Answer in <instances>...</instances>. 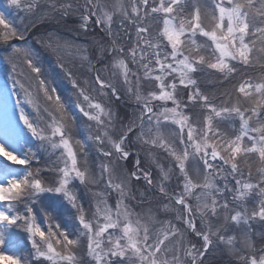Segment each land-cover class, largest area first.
Returning <instances> with one entry per match:
<instances>
[{"label":"snow or ice","instance_id":"1","mask_svg":"<svg viewBox=\"0 0 264 264\" xmlns=\"http://www.w3.org/2000/svg\"><path fill=\"white\" fill-rule=\"evenodd\" d=\"M7 4L24 15L17 26L0 11V42L24 40L29 29L56 16L66 20L76 10H82L78 30L87 32L94 22L106 38L97 42L95 63L86 49L56 42V48H76L86 69L81 79L65 71L71 85L66 96L55 81L41 78L31 48L12 46L13 53L23 52L38 91L51 105L41 110L29 93L26 103L35 110L30 117L20 99L9 107L7 95L2 98L0 156L25 166L22 171L8 165L0 170V245L19 247L15 230L26 233L30 244L27 255L11 257L14 264H81L76 251L81 238L87 241L88 264H217L212 250L219 244L228 247L236 264H264V230L256 231L254 240L252 229L254 222L264 227V75L244 80L235 97L222 91L226 99L218 105L201 89L205 81L223 87L248 68L264 72V0ZM44 46L53 48L51 42ZM109 70L111 76L105 78ZM14 84L25 87L19 80ZM122 97L134 99L139 111L121 115L114 110L113 100ZM73 104L86 118L79 121L88 132L84 139L74 138L78 118ZM17 110L36 143L19 128ZM89 141L96 146V160H90ZM154 149L167 154L169 167L156 159ZM134 150L137 158L128 168ZM253 154L258 156L255 181L248 162ZM42 158L44 166L33 170L32 162ZM141 181L146 182L143 190L137 187ZM100 185L97 191L90 187ZM153 192L159 200L149 199ZM113 193L114 205L108 202ZM86 200H91L90 214ZM129 200L149 207L134 214ZM172 212L173 219H158ZM66 215L71 219L65 220ZM241 226L243 247L237 249L236 236L225 233Z\"/></svg>","mask_w":264,"mask_h":264},{"label":"rangeland","instance_id":"2","mask_svg":"<svg viewBox=\"0 0 264 264\" xmlns=\"http://www.w3.org/2000/svg\"><path fill=\"white\" fill-rule=\"evenodd\" d=\"M0 2L2 3V4H4L5 3V1L4 0H0ZM209 24V23H208ZM211 24V23H210ZM67 35H68V33H67ZM61 36V35H60ZM60 40H57L56 42H60L61 44H63V42H65V41H67V42H69L70 44H73V45H76L78 48H80V49H86L87 50V46H85V45H83L82 43H80V42H77V41H75V40H73V39H66L65 37H58ZM63 51H65L66 53H68L69 55H71V57H70V59H74V58H78L79 59V54L77 53V51H76V48H73V49H71V50H65L64 48H63ZM87 55H88V53H86ZM5 59H4V57H3V55L2 56H0V67H2V66H4L5 65ZM75 66L76 67H80V68H82L81 67V63L80 62H77V60H75ZM85 71V70H84ZM20 75V74H19ZM21 78V77H20ZM9 82H11L10 81V79H8L7 77H6V74H4V73H2V72H0V86L1 87H4V91H6L7 93H8V95H9V100H11V94H12V96H13V93H12V91H11V89L7 86L6 87V85L9 83ZM12 87V86H11ZM12 89H14V87H12ZM19 92H20V95H18L17 96V98L18 99H20V101H21V107H23L24 109H25V107H26V94H22V92H21V89L19 88ZM13 99L14 100H11L10 102L13 104V103H16V98H15V96H13ZM100 99H102V98H100ZM74 114L77 116V118H78V122L79 121H82V118H81V114L79 113V111L76 109V108H74ZM18 119H19V115H18ZM18 122L21 124L22 123V125H23V122L22 121H20V120H18ZM22 128H23V126H22ZM83 130V132H85V136H87L88 135V132H87V130H86V128L82 125V124H80V130ZM27 131L28 130H26V133L24 132V130H22V132H23V134L26 136V134H27ZM32 138V137H31ZM32 141L34 142V143H36L34 140H33V138H32ZM5 150L6 151H10L11 149H10V147L9 146H5ZM88 150H89V152H90V160L91 159H94V160H96L97 159V157L98 156H95L94 155V153L96 152V148L94 147V145L91 143V141H89V148H88ZM0 161L3 163V164H8V165H14V164H12V162L11 161H9V160H7L5 157H3V156H0ZM16 167V169H12V170H14V171H22V169H23V166H20V165H16L15 166ZM93 170L95 171V165L93 166ZM81 190H82V187H81ZM97 190H100V187H98V186H95L94 187V189L92 188V191H97ZM149 197H151V195H149ZM108 202H109V200H108ZM57 203L59 204L60 203V198H57ZM111 202H109V204H110ZM154 205V204H153ZM0 206H2V205H0ZM85 207H86V209H89V214H90V211L92 210V204H90V205H85ZM149 207V205L147 204V208ZM170 214H172L173 215V212L172 213H170ZM174 216V215H173ZM71 218H68L67 220H70ZM169 219H173V218H170L169 217ZM196 221L198 222V223H200V221H199V219H198V217H197V219H196ZM260 225V224H259ZM42 227H45V226H43L42 225ZM46 230V229H45ZM261 230H264L263 228H261L260 226L258 227V229H257V231H261ZM111 231V230H110ZM236 231H237V228H235V227H233V228H231L227 233H225V235L226 236H232V235H235V233H236ZM240 231L238 230V233H239ZM83 238H81V240H82ZM253 239H254V237H253ZM24 246H23V244L21 245L20 244V246H19V248L18 249H22ZM235 247L237 248V249H240V248H242L243 247V244H242V241H238V240H236V243H235ZM23 253L24 254V251L23 250H20V253ZM1 261H5V263H7V260H6V258L5 257H3V258H1Z\"/></svg>","mask_w":264,"mask_h":264},{"label":"trees","instance_id":"3","mask_svg":"<svg viewBox=\"0 0 264 264\" xmlns=\"http://www.w3.org/2000/svg\"><path fill=\"white\" fill-rule=\"evenodd\" d=\"M64 2V0H63ZM80 3V4H83V0H73V4L75 6L76 3ZM82 14V10H78V14L77 13H72L65 21H66V25L64 26V23L65 21H62L61 24H59L60 26H63L64 27V32L67 33H73V34H77V36H80L81 35L83 36V38L89 40L91 42L92 45H95L96 49H97V40H98V35L99 32L98 30L93 29L92 27H89L88 28V31L87 32H84V31H81V30H78L79 28V25H78V17ZM40 31L42 32V28L39 27ZM77 31H75V30ZM34 38H36L37 40H42V41H45V37L44 35H42L40 32L39 33H36L34 36ZM41 44V43H40ZM122 106V105H121ZM122 108V107H121ZM37 166V165H35ZM1 246V245H0Z\"/></svg>","mask_w":264,"mask_h":264},{"label":"bare ground","instance_id":"4","mask_svg":"<svg viewBox=\"0 0 264 264\" xmlns=\"http://www.w3.org/2000/svg\"><path fill=\"white\" fill-rule=\"evenodd\" d=\"M2 101V96L0 97V110H2V108H3V101ZM18 120V118L16 117V121ZM1 123V122H0ZM1 125H3V123L1 124ZM0 131H2V129L0 130Z\"/></svg>","mask_w":264,"mask_h":264}]
</instances>
